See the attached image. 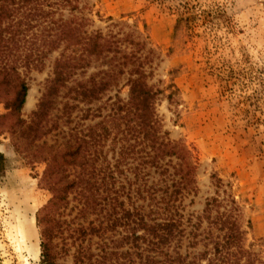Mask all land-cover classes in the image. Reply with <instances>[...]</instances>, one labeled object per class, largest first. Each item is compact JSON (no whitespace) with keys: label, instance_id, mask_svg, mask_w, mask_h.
<instances>
[{"label":"trees","instance_id":"trees-1","mask_svg":"<svg viewBox=\"0 0 264 264\" xmlns=\"http://www.w3.org/2000/svg\"><path fill=\"white\" fill-rule=\"evenodd\" d=\"M81 1L0 0V103L7 110L0 116V135L9 133L16 151H28L31 162L46 163L41 184L52 198L37 219L43 264H57L54 242L70 224L63 220L68 216L79 222L73 233L83 241L117 231L111 243L117 251L111 252V245L102 250L107 264H264L255 245L247 248L243 211L229 184L217 179L215 195L201 213L188 211L186 199L198 192L197 167L157 112L160 96L169 92L171 103L177 94L174 83L163 88L152 80L160 54L135 25L111 17L106 31L94 29V21L80 15L88 8ZM33 22L39 34L34 42L25 39L26 71H42L51 54L59 56L26 121L22 109L29 86L25 75L14 85L12 46ZM7 29L13 33L11 46L3 41ZM7 52L13 61L3 66ZM97 103L102 106L83 111L82 119L100 121L61 130L56 135L61 138L47 141L62 124L72 123L80 105ZM86 254L91 261L94 254Z\"/></svg>","mask_w":264,"mask_h":264},{"label":"rangeland","instance_id":"rangeland-1","mask_svg":"<svg viewBox=\"0 0 264 264\" xmlns=\"http://www.w3.org/2000/svg\"><path fill=\"white\" fill-rule=\"evenodd\" d=\"M81 2L88 8L80 15H88L94 29L106 31L110 24L106 19L111 17L135 25L160 54L152 80L163 88L174 83L177 94L171 103L165 96L169 92L160 96L157 112L171 139L189 148L197 167L198 192L186 199L188 211L201 213L206 199L215 195L213 183L217 179L229 184L243 211L247 248L255 245L254 251L264 262V0ZM62 14L65 19L71 17L67 10ZM10 24L6 22L3 27ZM10 33L7 29L3 41L11 46ZM38 34L39 26L33 22L25 34L18 33L12 46L18 73L14 85L25 75L29 86L22 109L26 121L37 109L59 56V52L51 54L42 71H26L22 62L25 39L34 42ZM5 56L3 66L11 65L13 57L8 52ZM127 93L125 88L121 95L126 97ZM100 106L80 105L72 123H60L61 129L47 141L61 138L56 136L61 130L100 121L82 119L83 111ZM6 113L4 103H0V116ZM0 153L5 157V169L0 171V264H43L37 219L52 198L41 184L46 163L31 162L28 151L17 152L6 132L0 135ZM63 220L70 224L63 225V233L54 242L57 264H107L102 257L104 246L111 245V252L117 251L111 244L119 237L117 231L83 241L73 233L79 222L72 221L73 216ZM86 252L94 254L91 261ZM110 258L115 262L117 257Z\"/></svg>","mask_w":264,"mask_h":264}]
</instances>
